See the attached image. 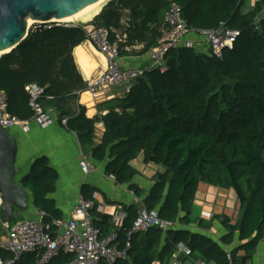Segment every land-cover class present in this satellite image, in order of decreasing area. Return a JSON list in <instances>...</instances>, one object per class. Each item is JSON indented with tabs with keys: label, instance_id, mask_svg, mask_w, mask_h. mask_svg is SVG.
<instances>
[{
	"label": "trees",
	"instance_id": "1",
	"mask_svg": "<svg viewBox=\"0 0 264 264\" xmlns=\"http://www.w3.org/2000/svg\"><path fill=\"white\" fill-rule=\"evenodd\" d=\"M172 1L112 0L92 24L117 27L122 11L128 9L132 14L127 30L129 44L150 42L146 34L157 18L159 24V17L166 14ZM177 1L194 33L226 28L239 31L240 36L222 58L195 46L171 51L165 73L145 71L119 102L121 112L112 110L102 118L105 133L101 144L94 147L95 158L109 155L108 174L122 184H129L136 176L137 171L131 167L135 159L140 155L147 161L154 158L163 172L158 173L159 182L144 207L149 212L157 211L161 220L173 225L166 232L154 227L136 235L139 240H134L129 260L116 264H162L181 243L209 264H247L264 241V0L248 14L242 13L244 0ZM257 26L259 30H255ZM83 28L57 26L47 30L32 26L17 49L0 57V93L8 99L9 114L22 121L33 120L26 91L31 84L45 89L40 103L44 110L56 113L66 95L86 90L72 56L73 49L86 40ZM96 122L78 108L67 128L78 133L85 148L92 147ZM55 181L56 175L45 160H38L21 180V186L32 193L35 208L52 216L55 211L48 196ZM201 184L234 192L239 204L234 225L229 219L225 221L229 234L223 240L230 242L238 232L242 242L240 248L230 252L231 262L228 252L211 237L178 229L194 224L190 216ZM130 187L143 197L141 189ZM128 213L120 236L127 229L126 236L139 215L137 210ZM199 223L206 222L201 219ZM94 225L102 237L118 232L112 229L105 234L96 220ZM24 256L17 264L40 262V256ZM71 256L61 261L56 258L50 264H69L74 259ZM9 258L7 253L3 260Z\"/></svg>",
	"mask_w": 264,
	"mask_h": 264
},
{
	"label": "crops",
	"instance_id": "2",
	"mask_svg": "<svg viewBox=\"0 0 264 264\" xmlns=\"http://www.w3.org/2000/svg\"><path fill=\"white\" fill-rule=\"evenodd\" d=\"M110 1L112 0H108L103 5L102 10ZM259 1L244 0L242 13L248 14L252 12ZM165 15L159 17V24L157 18L156 24L152 25L151 30L146 34L147 37L152 39L150 42L135 41V43L129 44L127 30L131 25L132 14L128 9L122 11V17L117 23V27H113L115 31L113 37L117 39L118 37L127 35L126 41L119 44L120 65L123 70L149 71L152 69L151 50L165 38L167 31ZM94 19L92 18L90 21L93 22ZM104 22V19H101L102 25H105ZM188 45L209 51L208 39L204 34H189L183 41L182 47ZM72 56L78 75L86 84L91 77L106 67L105 58L86 40L73 49ZM65 97L66 99L60 105L58 113L55 112L52 115L53 123L51 125L43 127L37 121L32 120L25 130L21 127L13 128L12 133L17 138L19 144L17 159L19 183L21 184V180L30 172L38 160H45L49 168L56 175L54 189L48 196V199L53 203L56 214L54 213L55 215L53 214L52 216L45 212L46 216L44 217V224L51 234L56 235L61 232L62 225L72 219L75 206L81 197L93 200L95 207L92 216L101 227L103 233L107 234L112 229H116L118 233H122L125 222L129 217L128 211L130 213L136 210L139 212L143 208L145 199L156 184L155 178L158 177V173L163 172V168L156 165L152 160L147 161L144 155H140L131 163V167L137 171L136 176H134L129 184H122L113 179L112 175L108 174L109 155L100 160L95 158L94 147L101 144L105 133L102 118L106 117L112 110L117 113L121 112L118 106L119 102L124 98L121 87L111 90L99 100L92 99L86 90L73 92V94H68ZM50 108L48 107V109ZM78 108L84 110L86 118L97 120L92 147L86 145L85 148L80 142L78 133L69 130L67 123H64L65 120L68 122L76 116ZM82 157H86L90 163L91 171L89 175H85L81 171L79 163ZM150 167H153V170L148 172ZM156 168H160L161 171L155 172ZM130 186L141 189L144 194L143 197L137 196ZM25 191L28 192L32 201L30 202L28 211L24 213L16 211L19 214L17 221L38 219L40 218V214L44 212L35 208L32 193L26 189ZM229 193L230 191L221 189L211 190L206 184H201L198 199L194 202L190 216L194 224L181 225L178 229H184L193 234L207 235L214 239L228 253L240 248L242 242L239 239L238 232L235 233L230 242L226 243L223 240L229 234V231L225 227L226 219L231 220V224L234 225L238 217V207L235 202L230 206V209L220 207L221 205L224 206L223 202L228 198ZM218 206L221 208L220 213H216L215 211ZM2 208L3 196L0 192V234L4 235L7 231L5 227L7 222ZM201 219L209 224L204 226L206 223H199ZM124 234L122 236L119 235L118 238L120 248L128 240L127 234L126 236ZM136 237V235L132 237V248L133 243L135 244L139 240ZM185 245L189 248L187 244ZM5 255L7 253L0 251V260H3ZM34 255L40 256L39 253L28 254L26 256ZM65 257L71 259L72 256L63 253L55 261H61ZM23 262H26V260ZM173 262H179L180 264L206 263L197 252H193L191 257L178 255L174 252L170 257H165L162 264H172ZM155 264L160 263L157 262ZM247 264H264V241L257 246L255 253Z\"/></svg>",
	"mask_w": 264,
	"mask_h": 264
},
{
	"label": "built area",
	"instance_id": "3",
	"mask_svg": "<svg viewBox=\"0 0 264 264\" xmlns=\"http://www.w3.org/2000/svg\"><path fill=\"white\" fill-rule=\"evenodd\" d=\"M167 31L165 38L151 50L153 67L150 70L158 69L165 73L167 55L182 46L185 38L194 33L183 18V8L177 0L171 2L165 15ZM91 26H88L90 25ZM86 28V41L105 58L106 67L95 74L87 82V92L94 100L103 98L111 90L121 87L123 94L131 92L136 82L142 78L145 71L123 70L120 65L119 44L127 39V35L112 40L114 29L96 27L92 21L84 24ZM38 29L52 30L57 26H65L60 21L52 20L48 22H36ZM255 30H259L257 26ZM208 39L209 51L218 58L223 57L225 50H231L240 32L221 28L217 31L200 32ZM186 47H194L188 45ZM28 95L30 97V107L34 113L33 120L42 126H49L53 123L52 115L54 110L46 111L41 106V99L44 96V89L37 84L29 86ZM8 99L4 93H0V124L5 130L17 125L27 126V121H20L7 113ZM67 121L65 120L64 123ZM81 171L89 175L91 166L86 157H82L80 163ZM94 202L81 197L73 211L70 221L62 225V230L56 235L51 234L44 224L45 212L40 214L38 219H26L6 223L7 229L4 235L0 234V250L8 253L11 258L0 260V264H17L21 257L28 254H40L39 264H50L61 254L74 255V259L69 264H116L120 260H128L129 252L132 248V237L138 234L147 233L151 228H159L166 232L172 227V223L159 218L157 211H148L142 208L139 211L137 220L127 233V242L120 248L118 245L119 233L114 232L106 237H102L101 231L94 225L92 211ZM178 255L185 257L192 256V250L185 244H179L175 250ZM231 262V253L227 255ZM172 264H180L173 262ZM209 264V263H202ZM212 264V263H210Z\"/></svg>",
	"mask_w": 264,
	"mask_h": 264
},
{
	"label": "water",
	"instance_id": "4",
	"mask_svg": "<svg viewBox=\"0 0 264 264\" xmlns=\"http://www.w3.org/2000/svg\"><path fill=\"white\" fill-rule=\"evenodd\" d=\"M99 0H0V53L13 52L28 37V22L61 21ZM72 25L71 27H73ZM19 144L12 132L0 126V192L7 223L30 208V196L19 183ZM154 161V158L151 159ZM159 177L155 178V183Z\"/></svg>",
	"mask_w": 264,
	"mask_h": 264
},
{
	"label": "bare ground",
	"instance_id": "5",
	"mask_svg": "<svg viewBox=\"0 0 264 264\" xmlns=\"http://www.w3.org/2000/svg\"><path fill=\"white\" fill-rule=\"evenodd\" d=\"M108 0H99L93 4H90L89 6H87L86 8H84L83 10L79 11L78 13L69 16L67 18L62 19L60 22L62 24H70V25H75L78 24L80 22L82 23H87L90 20H92V18L94 19L97 15L100 14L103 5L107 2ZM36 22L34 20H29L28 22V30L30 31L29 27L34 26ZM4 55L3 53H0V56ZM78 55V53H77ZM19 119V118H18ZM20 120V119H19ZM22 121V120H20ZM0 126H2L0 124ZM3 127V126H2ZM4 128V127H3Z\"/></svg>",
	"mask_w": 264,
	"mask_h": 264
},
{
	"label": "rangeland",
	"instance_id": "6",
	"mask_svg": "<svg viewBox=\"0 0 264 264\" xmlns=\"http://www.w3.org/2000/svg\"><path fill=\"white\" fill-rule=\"evenodd\" d=\"M103 8V7H102ZM89 23V22H88ZM84 24H86V23H84ZM84 24H82V23H78L77 25H74L73 27H79V26H83L84 28V30L86 31V28H87V26L86 25H84ZM93 25V24H92ZM72 25H65V27H71ZM88 26H91V24L90 25H88ZM30 28V30H31V28L32 27H29ZM1 57V56H0ZM32 85V84H31ZM87 85H88V83H87ZM40 86V85H39ZM41 87V86H40ZM29 88V86L26 88V91H27V93H28V89ZM43 88V87H42ZM44 89V88H43ZM86 92H87V88H86ZM44 93H45V89H44ZM123 96L125 97V95L123 94ZM42 106V105H41ZM7 109H8V107H7ZM49 111V110H48ZM8 113V112H7ZM9 114V113H8ZM9 115H11V114H9ZM12 116V115H11ZM13 117H16V116H13ZM16 118H18V117H16ZM22 122H24V121H22ZM28 123H30V121H27ZM67 123V122H66ZM15 127H21L23 130H25V129H27L28 128V125L27 126H23V125H17V126H14V127H12V128H9L7 131H9V132H12L13 131V128H15ZM43 127H47V126H43ZM153 170V167H150V169H148V172H151ZM159 171H161V169L160 168H156V170H155V172H159ZM113 177V179H115V177L114 176H112ZM211 190H213V189H215V188H212V187H210V186H208ZM200 198H201V196H200ZM198 199V198H197ZM236 203V206L238 207V209H239V204L237 203V200H236V197H235V194H234V192H232V191H230V193H229V196H228V198H226L225 200H224V202H223V204H224V206H220V207H224V208H229L230 209V206L233 204V203ZM219 206L216 208V213H220V211H221V208H220ZM143 208H144V206H143ZM237 220V219H236Z\"/></svg>",
	"mask_w": 264,
	"mask_h": 264
}]
</instances>
